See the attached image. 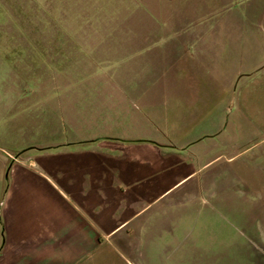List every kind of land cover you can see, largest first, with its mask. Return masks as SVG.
I'll return each instance as SVG.
<instances>
[{
    "label": "crops",
    "instance_id": "obj_1",
    "mask_svg": "<svg viewBox=\"0 0 264 264\" xmlns=\"http://www.w3.org/2000/svg\"><path fill=\"white\" fill-rule=\"evenodd\" d=\"M177 1L85 0L82 7L81 49L146 53L144 70L122 66L118 76L158 73L162 83L123 78L101 88L87 83L108 84L110 94H97L106 97L32 99L30 53H0V264H219L217 252L203 256V229L194 226L208 184L211 202L239 200L248 212L251 186L261 189L253 208L264 234V7L263 28L243 53L235 46L220 53L217 34L210 43L203 31L191 34L208 21L197 3H179L186 24L150 11ZM152 53H164L163 71ZM235 58L249 66L226 67ZM116 70H108L111 81ZM122 84L163 97L132 107L111 96ZM252 140L262 146L258 177L244 159ZM257 250L248 264H264V243Z\"/></svg>",
    "mask_w": 264,
    "mask_h": 264
},
{
    "label": "rangeland",
    "instance_id": "obj_2",
    "mask_svg": "<svg viewBox=\"0 0 264 264\" xmlns=\"http://www.w3.org/2000/svg\"><path fill=\"white\" fill-rule=\"evenodd\" d=\"M84 1L0 0V53H30L31 88L26 90L29 97L52 100L106 97L97 94L109 93L108 84L107 90H101L88 88L87 83L101 88L106 82H123V78L129 83H162L163 75L158 73L141 80L138 79L141 76L137 74L118 76L124 72L122 66H136L144 70V59L148 60L146 53H86L80 48L86 46L82 45L87 37L85 25L88 24V19L86 11L82 9ZM188 2L200 5L199 16L208 20L201 27H192L191 34L203 31V35H209L207 43L217 34L220 53H232L233 46L235 53H243L248 36L258 35L263 28V8L260 10V7H264V0H179V3ZM179 3H173L174 8H171L166 2H160L159 10L153 7L150 11L161 17L162 21L177 19L178 22L186 24L188 17H177L187 12ZM227 20L230 21L229 25ZM165 28H168L166 23L163 24V31ZM93 29L91 27L88 31L92 32ZM107 30L108 25L96 35L102 37ZM152 55L155 57L154 67L163 71L164 53ZM248 62L249 60L243 58H235L226 67L245 68L249 66ZM110 68L117 69L110 74L112 81L107 77ZM117 88L118 96L117 91L111 96L129 99L132 107H136L137 100L163 97L160 91H149L140 87L132 89L133 86L127 84L118 85ZM153 93L155 95L152 96ZM249 147L244 159H247V167L252 176L258 177L262 146L254 145L252 140ZM209 172V169L203 172V176L206 177ZM254 186H251V210L248 212L242 208L243 202L239 200L211 202L210 185H204L197 204L198 217L194 223L195 227L200 226L203 229L198 238L204 257L205 254L211 256V253L217 252L214 258L219 264H248L259 258L257 249L259 244L264 243V234L258 233L262 219L253 206L257 203L255 200L261 189ZM215 248L218 249L214 251Z\"/></svg>",
    "mask_w": 264,
    "mask_h": 264
}]
</instances>
